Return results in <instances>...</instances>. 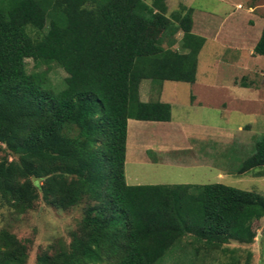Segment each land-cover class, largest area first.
Masks as SVG:
<instances>
[{
    "label": "trees",
    "instance_id": "trees-1",
    "mask_svg": "<svg viewBox=\"0 0 264 264\" xmlns=\"http://www.w3.org/2000/svg\"><path fill=\"white\" fill-rule=\"evenodd\" d=\"M193 12L169 11L167 0H0V199L18 212L40 198L84 204L70 242L37 264H241L262 193L126 180L129 119H172L170 102L143 98L142 80H197L206 38L193 32ZM253 52L264 55V26ZM53 64L67 73L59 85ZM262 166L264 136L237 172ZM27 259L26 244L0 229V264Z\"/></svg>",
    "mask_w": 264,
    "mask_h": 264
},
{
    "label": "rangeland",
    "instance_id": "rangeland-1",
    "mask_svg": "<svg viewBox=\"0 0 264 264\" xmlns=\"http://www.w3.org/2000/svg\"><path fill=\"white\" fill-rule=\"evenodd\" d=\"M184 1L169 0L170 9H177L179 2ZM235 1L243 6L240 24L252 33L258 28L257 21L264 20V0L232 2ZM193 3L217 10L220 19L234 7L218 0H193ZM250 5L256 6L254 15L246 10ZM174 38L178 40L180 35L177 33ZM243 38L239 43L244 58H238L237 62L234 61L237 56L226 47L209 43L199 58L198 83L166 80L160 87L149 79L142 80L143 98L170 102L172 119L129 120L125 163L129 184L223 182L264 195V173L258 174L264 172V166L237 172L264 136V55L251 53L252 36ZM26 61L30 71L37 69L32 58ZM47 67V64L40 66ZM66 75L56 64L49 68V76L56 85ZM4 156L6 151L0 145V159ZM83 213L84 204L63 209L42 198L33 208L18 212L0 199V229L9 230L25 243L27 264H37L41 252L52 253L60 243L70 242ZM254 229L257 234L253 242L232 244L243 250L241 264H245L248 250L252 252L249 264H264V217L254 223Z\"/></svg>",
    "mask_w": 264,
    "mask_h": 264
},
{
    "label": "crops",
    "instance_id": "crops-1",
    "mask_svg": "<svg viewBox=\"0 0 264 264\" xmlns=\"http://www.w3.org/2000/svg\"><path fill=\"white\" fill-rule=\"evenodd\" d=\"M218 1H224L227 2V4L231 3L232 6H234L228 12L226 17L221 19L220 17L217 16V10L209 9L204 5H200L199 7L195 6L193 0H185L184 2H179V3L180 4L184 3L188 7H193L194 9L193 32L202 35L206 38L205 44L199 53V58L201 57L200 55H202L205 47H207L209 43H213V45L218 43L223 45V48L226 47V49L232 52L233 55L237 56V58L234 60L235 62H237L238 58L240 59L244 58V54H243L244 51L242 50L243 48H241V43H239V40L240 39L243 40L244 39L243 37L252 36V38H254L253 39L254 43L251 46L252 47L251 53H253L254 47L261 36L262 29L264 26V20L261 22H258L259 21L258 20L256 23L258 28L251 33L250 30L244 29L243 26L240 24L242 21L241 18H243L242 17L243 15H241V13L243 12H240L243 9V6H240L242 5L240 1H235V2H232L233 0H218ZM167 4L169 11H172L173 9H170L171 7L169 5V0H167ZM255 7L256 6L250 5L246 8V10L251 15H254L253 12L255 10ZM260 23H263L261 27H260ZM178 34L180 35L181 38L182 32H178ZM180 38H178L175 45L178 46ZM197 81L199 82L198 74H197V80L195 82Z\"/></svg>",
    "mask_w": 264,
    "mask_h": 264
}]
</instances>
